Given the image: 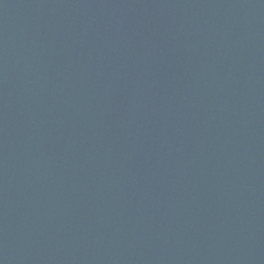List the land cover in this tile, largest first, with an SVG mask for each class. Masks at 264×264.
<instances>
[{"label":"water","instance_id":"water-1","mask_svg":"<svg viewBox=\"0 0 264 264\" xmlns=\"http://www.w3.org/2000/svg\"><path fill=\"white\" fill-rule=\"evenodd\" d=\"M0 264H264V0H0Z\"/></svg>","mask_w":264,"mask_h":264}]
</instances>
